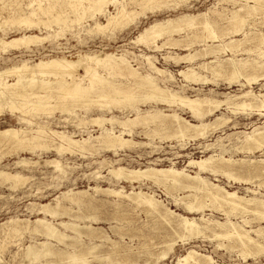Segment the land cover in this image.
<instances>
[{"label": "rangeland", "instance_id": "1", "mask_svg": "<svg viewBox=\"0 0 264 264\" xmlns=\"http://www.w3.org/2000/svg\"><path fill=\"white\" fill-rule=\"evenodd\" d=\"M166 2L167 6H164L161 10L155 11L154 13L147 12L146 16L138 17V19L136 20V24H131L129 27L123 30L111 29L105 31L104 33L96 32L97 29H91L92 33H89V31H87V29H89V27L93 26L94 24L95 20L92 19L83 20L81 23L82 25L78 23L70 24L65 29H63V26H61V24L57 25V23L55 22L52 23L53 25H51L49 22L48 25L50 26V28L48 29H45V26L42 24H40L37 28H19L18 26L12 27L11 25H3V27L1 28L3 31L8 33L7 38L20 37L21 33L26 32L27 34L38 35L42 38L48 36L49 39L42 42L38 46L33 45L31 48L33 50V53H26L25 48L22 47L20 50H13L5 56H0V68L22 60H31L37 62L43 58L53 57H65L69 60H78V58L82 55L99 53L103 51L106 53L124 55V58L129 61L130 65L133 66L135 69H138L141 74H152V76H154L157 81L156 83L162 88L167 87L173 92L178 93L179 95L192 98L209 97L220 101H225L227 99L229 100L230 105H222L221 108L216 113H214V115L206 116L203 119V121L212 124L219 118L223 117V120L229 119L228 122L225 123L223 126L219 125L216 129H214L216 126H213L214 128H209L210 131H208L205 137H198L196 139H191L187 137L179 139L180 137L173 136L175 134V129L173 126L172 128L174 131L172 130V128H168V130L162 129L163 133L160 134L162 130H160V128H157L154 125H151L147 128H133L132 136H126V138L132 139L134 144H132V146L130 147H118L116 149V153L114 151H108V149H104L105 146H102L103 149L99 146L98 148H96L98 149V151L95 152L94 156L87 157L72 155L66 152L63 153L61 156H58L56 152H44L41 150H37L36 154H32L28 151H19L18 153L20 157L31 159V162L33 163H41L40 165L38 164V166H36V168L34 169L32 167L30 169L21 170L23 176L27 178L28 181L26 180L23 181V183L21 182L20 184H18L19 186L17 185L18 187L16 186L15 188H11L10 182L0 181V228L5 226L2 229L7 232L8 229L6 230V228H10V226L12 225L11 222L17 221L19 228L22 229L18 236H13L12 238H5V231L0 229V244L3 243L2 245H0V264H81L72 263L69 259L65 258V256H59V254L55 255L54 257L34 259V261L27 260L25 258V249L28 246L39 245V243L42 242H48V248L58 253L60 252L63 254V252L65 251L64 253H77L78 255L81 254L82 256L88 254L85 256L88 261L87 264H177L180 258L187 256L190 252H195L198 254L194 255L197 259V262H205L206 258L204 257H209L212 258L213 264H264V212L262 211L263 213H260L261 210L257 206H254L252 203H246L244 201L246 203H242L243 207L245 205L244 210H234L230 209L227 205L225 206L224 203L223 206L225 207L223 208L220 202H211V200L203 198L204 200L201 199V210H194L190 212L188 209H186L183 203L188 199H184L183 202L178 201V199H180L179 197L183 198L190 194L187 191H179V189H168L167 191L163 184H159L156 181H152L149 179H142L139 182L135 181L134 183H126L124 180L118 181L115 178L108 176L109 166L106 162L109 161H113L116 166H124L131 169H145L149 167L167 169L173 167L177 170H182L185 168L184 170H186L188 174L196 175V173H198L197 169L187 167L189 161L193 159L205 160L211 155H215L216 158L224 157L225 159L232 158V161L235 160V166H233V169L231 168V171L233 170L234 172H232L235 173L234 175H232L233 178L225 174L222 175L223 173L221 171L216 172L218 174L211 172H201L200 177L206 179V181L209 183L221 186L222 188L231 193H234L236 191L235 193H237L238 196L249 200L250 202H256V200L264 201V175L263 173H259V169L257 170V168H259L260 163L262 167L264 166V163L260 162L264 161V145L263 147H260L261 149H252V152L250 150L247 151V149L244 148V146L242 145L244 142L245 135L252 133L254 129H260L259 131H262V129L264 128V116L257 115L259 114V112H253L256 110L255 108H253V110L233 109V104H237L240 101V98L249 91H251L254 96L264 95V69H262L264 68V65L262 66V64L264 63V12H253L252 15L251 13L247 14L246 10H244V12L242 11L240 12V14L242 13L241 15L243 17H246V20L248 19L246 21L247 23L245 22L243 24L244 27L242 25L234 27V25H232L233 21L231 20L232 12L239 10L241 5L243 6V4L246 3L244 1H241L242 4L239 2V4L234 6L230 1V3L228 1L226 3V1L223 2L221 0H167ZM250 4L254 6L253 3H246L245 5L251 6ZM38 8L39 6L37 4L33 5V7L30 8H28L27 5L24 4L21 6L22 10H20L17 15L24 13L28 14V12L30 14L33 10L38 11ZM115 9L116 8L113 5H110L108 7V10L111 13H114ZM230 9L231 15L229 14ZM68 10H70L71 12ZM58 11L59 13H63V16H65L66 18H75V16H72L75 14H73L72 10L68 7L67 9H65V7L61 9H56L54 13L56 14ZM198 14L207 15L211 19V21L215 20V23H219L217 24L218 26L222 24L221 26L224 29L220 26V31L218 27L219 34L221 32L219 36L217 34L219 39L213 41V39L209 37V34H207L204 30H201V26H198L197 28L191 29L193 31L195 30L194 32L196 34L193 31L191 32L189 28H184L182 29V31L179 30L181 32L178 31V33L176 32L172 35L162 37L157 42V44L160 46L159 50L155 49V46L153 45L149 46L147 44H138L135 41L139 34L142 32V30L149 27L152 23L156 21H167L169 19L176 20L183 16H198ZM3 16L7 15L4 14ZM13 16L15 15L13 14ZM44 16L45 15H42L41 18L44 21H47L48 19L46 18L48 17ZM215 16L218 17V19H216ZM221 16L222 18L220 20L219 17ZM225 17H228L229 19H226L227 22H224L225 20L223 18ZM203 19L204 18L201 17L199 21L202 22L205 20ZM96 20L101 24H106L105 16L98 15V17H96ZM259 21L261 24L259 23ZM228 23H230L231 28H234L233 30H235V33L231 28H229L230 26L228 27L229 30L227 29V26L229 25ZM1 29L0 36L3 35V31ZM227 30L228 33L225 32ZM218 32L216 31V33ZM197 34H200L201 37ZM221 35L222 37H220ZM184 36H187L185 40ZM261 36H263V38ZM192 38H195V40ZM259 38L263 42H260L261 40H259ZM179 40L181 45L179 43ZM181 40L184 41L182 42ZM164 41L166 44L163 43ZM171 41L173 43L175 42L176 46H173L175 44L171 43ZM184 42H186V44H184ZM185 45L188 46L186 47ZM240 45H242L243 48ZM235 46L237 48H235ZM209 47L215 50H220V53L216 54L217 57L215 54L203 57V55L206 54V52L209 50ZM202 48L204 49V51ZM220 48H227V50H225V52ZM212 49H210L209 51H211ZM246 49L248 50V52L246 51ZM237 50L241 51L237 52ZM195 53L199 57L196 56L198 58H195L192 63L177 59L179 57H183L189 54L195 55ZM10 54L12 55L10 56ZM146 57H148L159 69L163 70L165 74L163 76H159L154 71H152L148 64V58ZM175 59L177 62L175 61ZM146 60L147 62H145ZM228 60L232 62V66L230 65L231 62ZM210 61H212V63ZM208 62V69L210 70L199 69L201 65H203L204 63L208 64ZM217 62L221 63V68L224 70L223 72L225 74L228 73L226 75L223 73L224 76L223 74L222 76L220 75L218 77L220 78L219 80L217 77L212 76L213 74L211 70L212 68H217ZM254 62L257 63L254 64ZM239 63L243 64L241 65ZM257 64H259L260 66H258ZM239 65L243 66L242 70ZM233 66H236L237 68L240 67L238 69L241 70L240 73L243 76L240 77V80H234L235 83H233L234 81H231L228 76L231 73V68H233ZM251 66L253 68L257 66V68H255L257 70L252 69ZM192 67H194L198 72H200L203 78L204 76H206L205 79L207 80L202 81V83L201 81L199 83H188L184 81V79L179 76V72ZM255 71H258L256 75H254ZM97 72L100 76H103V78H107L110 82H113L118 85H129L132 82L128 80L125 76H122L118 73H112L110 75L103 70H97ZM79 73L85 75V72L83 70ZM87 73L90 74L89 71ZM170 75H173L174 80H167ZM223 77H225V79ZM252 77H257L256 79L258 81L254 82L253 84H249L248 78ZM87 79L89 80V78ZM87 79H83L79 82L86 87L92 85L95 89L97 88V86L98 88H101L103 86L102 84L100 86V84L97 83H95L96 85L92 83L90 85V81H88ZM229 82L232 84H229ZM241 84H244V87H242ZM143 91L145 90L142 89L136 91L137 101H131L133 103L130 102V104L125 103V106L123 104L115 102V104H112L114 107L109 104V106H107L105 109H99L97 105L102 104L103 101H97L95 98L91 99L93 101H90L87 104H81V108H74V113L79 115L78 118L75 119L74 116L72 117L69 116V114L61 113L60 109H56L53 110L52 113L37 112L36 114H33V116H22L25 121L20 122L18 118L22 114L19 111H15L13 113L8 107H6L7 109L4 108V112L0 115V128L6 129L13 127L17 129H24L27 132L31 131L30 133H34L36 130H38L39 127L43 126L47 134L49 133V130H55L56 132H64L69 136H74L76 139H88L91 136H100L102 134V130L98 126H94L91 124L82 125L78 128V124L81 123H79L78 119L90 121L91 118L93 119L97 117H104L108 119L109 117V119H118L116 120L117 122H122L123 120L125 121L127 117L135 116V112L131 110V107L133 106L134 108L136 107L142 110H150L155 108H160L166 110L167 112H172L175 110L183 118L190 121L191 123H199V120L195 119L192 115H190L191 113L184 108H177L175 106L168 107V105L156 103L155 101L151 102L150 100L144 101L142 98L144 96ZM91 94L94 95L95 93L92 91ZM118 126V123L114 125V131L117 132V134L119 131L122 130L120 126ZM106 127L109 129L111 128L109 124H106ZM164 131H167L168 133L166 132V134ZM147 133H150L152 135V138L151 135L149 136V134V138H147ZM164 133L166 134V136L169 135L170 137H166ZM163 134L165 137L163 136ZM171 135L173 137H171ZM154 136L155 138H153ZM53 138L55 137H52V139ZM166 138H168V140ZM46 140L48 141V144H54L52 143V140L48 138ZM55 140L57 139L55 138ZM91 144L98 145L93 141H91ZM222 144L223 146H225L224 148H220ZM208 145L213 146L207 147ZM234 146H241V148H236L234 150ZM242 148L243 150H241ZM7 150V148H3L2 151H0V154L3 155V153L5 151L7 152ZM16 154L17 152L12 153V155H9L8 157L4 158L3 162L5 164H12L17 160ZM39 159L42 160L38 161ZM43 159H59L62 162L64 168H66L67 175L65 176L63 173L56 171L55 168L51 165L45 166V163L42 162L44 161ZM251 162L253 163L249 164ZM255 163H257V166ZM236 164L238 167L236 166ZM241 164L244 165V167L247 166L246 168H248L247 170L249 171H245L246 168L241 167ZM250 165H255V167L257 168H255L254 166L250 167ZM236 169L238 170L237 172ZM252 169H254V172H252ZM94 172H101L100 174L102 176H107V178L110 180L105 181V179L103 180L101 178L96 179V177L93 176ZM255 172H257L261 177H263L261 178L259 175H256ZM253 173H255V176L253 175ZM1 179L2 178H0V180ZM235 179H238L240 182L236 181ZM260 183L263 185H261ZM257 185L259 186L257 187ZM97 186L100 187L99 190H120L123 188L124 194H130L132 192V188L137 189L138 187H141L144 192L152 193L153 195H155V198L161 202L159 206L161 214L165 213V208L163 207H167L171 211L175 212V214L177 215H182L188 219L195 220V222L199 226L201 225L200 228L203 229L201 230L204 233H200L201 235L199 234L198 236H190L189 234H186V232L182 230L180 231V229H173L171 227V224L168 223V221L172 223V226H176L179 223V219L177 217H171L169 215H166L167 218H170L163 219L161 216L156 214H147V210H145L146 208L137 206V204L133 203L128 198L115 197L99 192L97 193L95 191V188ZM249 189L250 191H248ZM69 190H72L73 193L84 191L87 192V199L92 198L94 207H88L89 209L87 207H82L81 209H78L76 206L73 207L72 205H70L69 201L64 199L62 196L64 192H68ZM52 203H57L62 208H71L72 206V214L70 215V217L69 215L61 217H52L45 215V213L42 211H39L41 209L40 207ZM215 204L217 206H214ZM206 206L209 208H207ZM236 210L239 213H237ZM73 215L90 217L92 215L96 216H94V218L92 216L93 219H86L80 221L77 219H73ZM43 218H46L60 232L64 233L65 235L67 234L68 237L63 241V243L55 239L48 240L34 232V224L36 220ZM62 221L71 222L74 224L76 223L78 227V232H75L70 228L67 229L61 227L60 223ZM222 223L224 226L222 225ZM2 224L3 226H1ZM6 224H8V226ZM233 225L236 228L235 231L232 227ZM221 228L222 230L224 229L223 231L226 232L220 230ZM92 229L95 230L93 234L91 233ZM98 230L101 231V234H99L100 231ZM1 232H3V234ZM237 232L239 234H241L240 232H242V234H248L247 237H245L246 235L243 236V242L240 240V238L236 237ZM211 233L214 234L212 235L213 237L211 236ZM215 233H217V235ZM221 233L226 237L228 236L227 239H229L226 240V237H222ZM247 240L251 242L247 243ZM67 245L68 247H66ZM171 245H173L172 249H170ZM256 245L261 247L257 248L258 246ZM243 246H245V248ZM92 247L95 248L92 250ZM241 247H243L245 250L243 249V251ZM66 249L68 251H66ZM164 254H167L166 257L162 256ZM97 257L98 260L102 259V262L98 261L96 259ZM198 258L200 260H198ZM195 262L196 261H190L189 264H195Z\"/></svg>", "mask_w": 264, "mask_h": 264}, {"label": "bare ground", "instance_id": "2", "mask_svg": "<svg viewBox=\"0 0 264 264\" xmlns=\"http://www.w3.org/2000/svg\"><path fill=\"white\" fill-rule=\"evenodd\" d=\"M166 1L167 0H0V29L3 27V25H6V26L11 25L12 27L18 26L19 28H21V27H26V28L36 27L37 28L40 24L44 25L45 29H48V28H50V26L48 25L49 22L51 25H53L52 24L53 22L57 23V25L61 24V26H63V29H65L70 24H73V23L81 24L82 21L85 19H87V20L92 19L95 21H94L93 26H90L89 29H87V31H89V33H92L91 29H97L96 32H99V33H104L105 31L111 30V29L112 30H114V29L123 30V29H126L127 27H129L131 24H136L137 23L136 20L138 19V17L146 16L147 12L154 13L155 11L161 10L164 6H167ZM185 1H187V0H185ZM221 1H223V2L226 1V3H227V1L228 2L230 1V2H232L233 6L239 4V2L241 3V1L254 4V6H252L251 4H250L251 6H246L245 5L246 3H245V4H243V6L241 5L239 10L232 12L231 20L233 21L232 25H234V27L235 26L238 27L240 25L243 26V24L248 20V19L246 20V17H243L241 15L242 13L240 14V12H242V11L244 12V10H246L247 14L251 13L252 15H253V12H260V11L264 12V0H221ZM24 4H26L28 8L33 7V5L37 4L39 6V8L37 9L38 11L33 10L30 14L28 12V14L24 13V14H18L17 15V13H19L20 10H22L21 6ZM110 5H113L116 8L114 13H111L108 10V7ZM64 7H65V9H67V7L70 8L72 10V13L75 14V15H72V16H75V18H73V19H71V18L69 19V17L66 18L65 16H63V13H59V11L56 14L54 13V11L56 9H59V8L61 9ZM68 11H70V10H68ZM222 11H224V10H222ZM228 11H229V9H228ZM222 13H224V12H222ZM4 14H6L7 16H3ZM13 14L15 16H13ZM69 14H71V13H69ZM229 14L231 15V9H230ZM243 14H246V13H243ZM42 15H45L46 17H48V18H46L48 20L44 21L41 18ZM98 15L106 17V22H105L106 24H101V23L97 22L96 17H98ZM63 17H65V18H63ZM201 17H203L205 19V20L203 19L204 21H202V22L199 21V19H201ZM221 18H222V16L219 17L220 20H221ZM216 19H218V17H216ZM223 19L225 20L224 22H227L226 19L229 20L228 17L227 18L225 17ZM218 22H220V21H218ZM259 23H260V21H259ZM217 24H219V23H215V20L211 21V19L207 15H203V14H200V15L198 14V16L187 15V16L180 17L176 20L169 19L167 21H156V22L152 23L149 27L142 30V32L139 34V36L137 37V39L135 41L138 44L139 43L140 44H147L149 46L153 45V46H155L154 47L155 49L159 50L160 46L157 44V42L162 37L172 35L176 32L178 33L179 30L182 31V29H184V28H189L191 30L193 28H197L198 26H201L202 27L201 30H204L207 34H209V37L211 39H213V41H214L216 39H219L218 36L221 34V32L219 34L218 30L222 27L221 26L222 24L220 25L221 27L218 26ZM228 24H227L228 25L227 29L229 26H230L229 28H231L230 23H228ZM216 26H217V29H216ZM223 26H224V24H223ZM218 27H219V29H218ZM231 29L233 30L234 28H231ZM19 30H22V29H19ZM228 30L225 32L228 33ZM181 31H179V32H181ZM192 31L193 30H191V32ZM216 31L218 33H216ZM220 31H221V29H220ZM234 31L235 30H233V32ZM239 32H241V31H239ZM239 32H237V33H239ZM227 33H225V34H227ZM7 34H8L7 32L3 31V35L0 36V56H5L6 54L12 52L13 50H20L22 47L25 48L26 53H33V50L31 49L33 45L38 46L42 42L49 39L48 36L42 38V37H39L38 35L27 34L26 32L21 33L20 37H15V38H7ZM195 34H194V36H195ZM217 34H218V36H217ZM197 35L200 36V34H197ZM187 36H188V34H187ZM226 36H228V35H226ZM186 37L184 36V40ZM190 37H188V38H190ZM220 37H222V35ZM261 37L263 38V36H261ZM192 39L195 40V38H192ZM207 39H208V36H207ZM184 40H181V41L183 42ZM259 40H261V39L259 38ZM165 41L163 43H165ZM191 42H193V41H191ZM260 42H263V41L261 40ZM171 43H173V42L171 41ZM179 43H180V40H179ZM194 43H195V41H194ZM230 43H229V45H230ZM173 44H175V42ZM184 44H186V42H184ZM196 44H198V43H196ZM147 45H146V47H147ZM180 45H181V43H180ZM173 46H176V44ZM189 46H190V43H189ZM236 46H235V48H237ZM240 46L242 47V45H240ZM247 46H248V44H247ZM256 46H257V43H256ZM161 47H163V46H161ZM254 47H255V45H254ZM183 48H185V47H183ZM218 48H219V46H218ZM210 49H212V48L209 47V50ZM232 49H233V46H232ZM238 49H239V47H238ZM209 50L206 52V54L203 55V57L204 56L206 57V56L212 55V54L216 55V54L220 53V50H215V49H212L211 51H209ZM221 50L225 51V50H227V48L221 49ZM244 50H245V48H244ZM203 51H204V49H203ZM229 51H230V49H229ZM238 51H241V50H237V52ZM246 51L248 52L247 49H246ZM195 52H197V51H195ZM241 53H243V52H241ZM11 55L12 54H10V56ZM196 56H198V55L195 53V55L189 54V55H185L183 57H179L177 59L192 63V61L195 60V58L197 59L199 57V56L198 57H196ZM216 57H217V55H216ZM146 58H148V57H146ZM166 59H168V58H166ZM175 61H176V59H175ZM228 61H230V60H228ZM228 61H226V62H228ZM145 62H147V60ZM210 62L212 63V61H210ZM217 63H218L216 66L217 68H212L211 70H212V74H213L212 76H215L218 78L220 75L222 76V74L224 73L223 72L224 70L221 68L222 67L221 63H219V62H217ZM255 63H257V62H254V64ZM148 64L150 66V69L152 71H154L156 74H158L159 76H163L165 74V72L163 70L159 69L149 58H148ZM231 64H232V62L230 63V65ZM239 64L242 65L243 63H239ZM245 64H246V62H245ZM208 65H209V62H208V64L204 63L203 65L200 66L199 69L210 70V69H208V67H209ZM257 65L260 66L259 64H257ZM263 65H264V63L262 64V66ZM223 66H224V64H223ZM240 67L242 70L243 66H240ZM240 67H238V68H240ZM238 68L236 66H233V68H231L232 69L231 73L228 75L229 79L231 81L232 80L233 81L234 80H236V81L240 80V77L242 75L240 73L241 70ZM255 68H257V66ZM255 68L252 67V69L257 70ZM262 69H264V68H262ZM82 70L85 72V75H82L79 73ZM97 70H103V71L107 72V74H110V75L112 73H118L122 76H125L128 80H130L132 82L129 85H127L126 83H124L126 85L115 84L113 82H110L109 79L103 78V76H100L98 74ZM88 71L90 72V74L87 73ZM199 71H201V70H199ZM226 71H227V69H226ZM209 73H211V72H209ZM256 73H258V71L257 72L255 71L254 75H256ZM224 74H223V76H224ZM226 74H228V73H226ZM242 74H245V73H242ZM77 75H78V77H77ZM110 75H108V76H110ZM179 76L181 78H183L184 81H186L188 83L189 82H192V83L198 82L199 83L200 81L202 83V81L207 80V79H205L206 76H204V78H203L201 73L198 72L194 67L188 68L187 70L179 72ZM244 76H246V75H244ZM225 77H223V78L225 79ZM263 77H264V75H263ZM87 78H89V80ZM256 78H253V77L248 78V83L253 84L254 82L258 81ZM83 79H87L88 81H90L89 82L90 85H91V83L92 84L97 83V84H100V86H101V84L103 86L101 88H98V86H97L96 89L92 85L88 86V87L83 86L79 82V81H82ZM213 79H214V77H213ZM219 79L220 78H218V80ZM167 80L168 81L174 80L173 75H170V77ZM156 82L157 81L154 78V76H152V74L147 73V74L143 75L138 71V69H135L133 66H131L129 61L124 58V55H118L115 53H106L103 51H101L99 53H91V54L82 55L78 58V60H69L65 57H62V58H59V57L43 58L37 62L31 61V60H22V61L14 62L10 65H7L5 67L0 68V115H1V113L4 112L3 111V110H5L4 108L8 107L13 113L15 111H19L22 114L18 118L20 122L25 121V119L22 118V116H25V115H32L33 116V114H36L37 112L38 113L39 112L52 113V111L56 110V109H60L61 113L69 114V116H72V117L74 116V119H75V118H78L79 115L74 113V108H76V107L81 108L80 107L81 104H87L90 101H93L91 99L95 98L97 101H99V100L103 101V103L101 102L102 104H98L97 107L99 109H105L107 106H109V104L112 105V104H115V102H118V103L124 105L125 103L130 104L131 101H133V102L137 101L136 100V91H139L142 89L145 90V91H143L144 96L142 97L144 101L150 100L151 102L155 101L156 103L168 105V107L175 106L177 108H184L191 113L190 115H192L195 119L199 120L198 124H193L190 121L183 118L175 110L172 112H167L166 110H163L160 108H155V109H150V110L149 109L142 110V109H139L136 107L134 108V106L133 107L130 106L132 108L131 110L135 112V116L127 117V119L125 118L126 120L125 121L123 120L122 122H117L116 120H118V119H116V120H114L113 118L109 119V117H108V119L104 118V117H97V118H93V119L91 118L90 121H88V120L84 121L82 119H80V120L78 119L79 123L81 122L80 124H78V126H77L78 128L82 125L91 124L94 126H98L102 130V134L100 136H98V137L91 136L88 139H76L74 136H69V135L65 134L64 132H56L55 130L54 131L49 130V133L47 134L45 132L43 126L39 127L38 130H36L34 133H30L31 131L27 132L24 129H19V128L17 129V128H13V127L6 128V129L0 128V151H2L3 148L8 149L7 152L5 151L3 153V155L0 154L1 155L0 156V178H2L0 181L1 182H10L11 188H15L18 184H20L21 182L23 183V181L27 180V178H25L23 176L21 170L30 169L32 167L34 169V168H36V166H38V164L40 165L41 162L33 163V162H31L32 161L31 159L20 157L19 153H18L19 151H22V152L28 151L32 154H36L37 150H41L44 152H56V154L58 156H61L63 153L66 152V153H69L72 155H79L81 157H87V156H94L95 152L98 151V149H96V148H98L99 146L101 148H102V146H105L104 149H108V151H114L116 153V149L118 147H130V146H132V144H134L133 140L126 138V136L131 137L133 134V128H135V127H146L147 128V127H150L151 125H154L157 128H160V130H162V129L168 130V128H172V126H173L175 129V131H174L172 128V130L175 132V134L173 136L180 137L179 139L184 138V137L196 139L198 137H205V135L208 133V131H210L209 128L216 126L215 128L213 127L214 129H216V128H218L219 125L223 126L225 123L228 122L229 119L223 120V117L219 118L218 120H216L212 124L207 123L206 121H203V119L206 116L214 115V113H216L221 108L222 105H225V104L227 106L230 105L229 100L226 99L225 101H220V100H217L214 98H209V97H195V98L187 97V96L179 95L178 93L173 92L172 90H170L167 87L162 88ZM213 82H216V81H213ZM128 83H129V81H128ZM233 83H235V81ZM229 84H232V83L229 82ZM241 85H242V87H244V84H241ZM92 91L95 93L94 95L91 94ZM133 102H131V103H133ZM140 102H142V101H140ZM233 105H234L233 109H235V110H246V109L253 110V108H255L256 110L253 112H259V114H257V115L264 116V95L254 96L253 93L251 91H249V92L245 93L240 98V101L237 104H233ZM86 108H87V106H86ZM28 123H29V121H28ZM116 123H118V125L122 129L121 131L118 132V134H117V132L114 131L115 130L114 125ZM106 124H109L111 126V128L110 129L107 128ZM157 130H159V129H157ZM259 130L260 129H254L252 133L245 135L244 142H243V144L241 142V144L244 146V148L247 149V151H249V150L251 151L252 149H258L260 147H263V145H264V128L262 129L261 132ZM164 132L166 133L167 131H164ZM161 133H163V130H162V132H160V134ZM148 134H149V136L151 135L150 133H147V136H146L147 138H149ZM160 134H159V136H160ZM164 134H163V136H164ZM166 134H165V136H166ZM156 136H158V135H156ZM168 136H166V137H168ZM173 136L171 135V137H173ZM52 137H55L58 141L55 140V138L52 139ZM47 138L52 140V143H54V144H52V145L48 144V141L46 140ZM151 138H152V135H151ZM153 138H155V136ZM166 139L168 140V138H166ZM169 139H171V138H169ZM91 141L97 143L98 145H92ZM182 142H183V140H182ZM135 145H137V144H135ZM148 146H149V144H148ZM211 146H213V145H211ZM211 146L208 145L207 147H211ZM241 146L240 147L234 146L235 147L234 150L236 148L237 149L241 148ZM224 147L225 146H223V144L220 146V148H224ZM241 150H243V148ZM254 151H256V150H254ZM16 152H17V154H16L17 160L15 162H13L12 164H10V163L5 164L3 162L4 158H6L9 155H12V153H16ZM220 156H221V154H220ZM220 158L219 157L216 158L215 155H211L209 158H206L205 160H203V159L202 160H200V159L199 160H194V159L190 160L187 167L197 169L198 173H196V175L188 174L186 172V170H184L185 168L182 170H177L173 167H170L167 169L155 168V167H149V168H145V169H141V168L140 169H131V168H127L124 166H116L113 161H109V162L105 161V162L109 166L108 167V176L115 178L118 181L124 180L126 183H134L135 181L139 182L142 179H149L152 181H156L159 184H163V186L167 189V191H168V189H173V190L179 189V191L183 190V191L189 192L190 193L189 195H187L183 198L179 197L180 199H178V201L183 202L184 199H186V200L188 199L187 201H185L183 203H184V206L186 207V209H188L190 212H192L194 210H201V208H202L201 207L202 206L201 205V199L204 200L205 198L211 200V202L212 201L213 202L214 201L220 202L222 206L224 203L225 206L227 205L230 209H234V210L235 209L244 210L245 205L243 207L242 203H244V204L252 203L254 206H257L261 210L260 213L262 211L264 212V201L263 200H258V201L256 200V202H250L249 200H246V199L238 196L237 193H235L236 191L234 193H231V192L225 190L224 188H222L221 186L209 183L206 181V179L200 177L201 172L216 173L218 171H221L223 173L222 175L225 174V175L233 178L232 175H234L235 173H233L234 172L233 170H232L233 172L231 171V168L233 169V166H235L234 165L236 163L235 160L232 161V158L231 159H229V158L225 159L224 157H220ZM41 160L42 159H39L38 161H41ZM215 161H217L218 163ZM42 162L45 163V166L51 165L55 168L56 171L63 173L65 176L67 175L66 168H64L62 162L59 159H49V160H44ZM260 162L264 163V161H260ZM252 163L253 162H251L249 164H252ZM238 164H240V163H238ZM255 164L257 166V163H255ZM236 166H237V164H236ZM251 166L255 167V165H250V167ZM260 166H261V163L259 165V168H257V167H255V168H257V170L259 169L260 170L259 173H261V174L263 173V175H264V166L263 167L261 166V168H260ZM241 167H244V165H242ZM246 167H244V168H246ZM247 169L248 168H246L245 171H249ZM254 169H252L253 170L252 172H254ZM237 171L238 170L236 169V172ZM245 171H243V172H245ZM221 172H220V174H221ZM100 173L101 172H94L93 176H95L96 179L101 178L103 180L105 179V181L110 180L107 178V176H102ZM255 173H256V175H259L257 172H255ZM255 173H253L254 176H255ZM216 174H218V173H216ZM248 174H249V172H248ZM236 176H239V175H236ZM242 177H243V175H242ZM3 178H4V180H3ZM251 178H252V176H251ZM256 178H258V177H256ZM263 179H264V177H263ZM235 180L239 181L238 179H235ZM247 180H248V178H247ZM263 184H261V185H263ZM258 186L259 185H257V187ZM99 189H100V187L97 186L95 188V191L97 193L99 192V193H103V194H107V195H112L115 197H125V198L130 199L133 203L137 204V206H141L143 208H146L145 210H147V214H156V215L161 216L163 219L170 218V217L167 218L166 215H169L171 217L172 216L177 217L179 219V223L176 226H172V223L170 221H168V223L171 224V227L173 229H180V231L182 230V231L186 232V234H189L190 236H198L200 233H204L202 231L203 229L200 228L201 225L199 226L195 222V220L188 219L182 215H177V214H175V212L171 211L167 207H163V208H165V213L161 214L160 210H159V206H160L161 202L159 200H157L155 198V195H153L152 193L144 192L143 189H141V187H138L137 189L132 188V192L130 194H124L123 188L120 190H114V189L99 190ZM248 191H250V189ZM62 196L64 199L69 201L70 205H72L73 207L76 206L78 209H81L82 207H87V208L88 207L91 208V206H92V208L94 207L92 198L87 199L88 193L85 191L73 193L72 190H69L68 192H64V194H62ZM175 202H177V201H175ZM202 202H204V201H202ZM202 204H204V203H202ZM211 204H214V203H211ZM211 204H210V206H211ZM42 205H44V204H42ZM72 206H71V208H69V207L68 208H62L59 204H57V203L53 204L52 203V204H49V205L47 204L45 206L40 207L41 209L39 211L40 212L42 211L45 213V215L52 216V217H57V216L61 217V216H65V215H69V217H70V215L72 214L71 212L73 211ZM214 206H217V205L215 204ZM225 206H223V208ZM207 208H209V207H207ZM215 208H213V209H215ZM236 212H237V210H236ZM251 212H253V211H251ZM237 213H239V212H237ZM242 213H244V212H242ZM245 214H247V213H245ZM229 215H227V216H229ZM240 215H241V212H240ZM73 216H74L73 219L83 221L86 219L87 220L93 219L94 216H96V215H94V216L92 215L93 218H92V216L91 217L90 216H77V215L76 216L73 215ZM11 223H12V225L11 226L9 225L10 228H6V230L8 229L7 232L2 229L5 226H3V224L1 225L3 227H1L0 229L5 231L4 232V234L6 236L5 238H12L13 236L16 237L20 234V232L22 230L21 228H19L17 221H12ZM6 225L8 226V224H6ZM34 225H35L34 232L36 234L48 239V240L49 239H55V240L63 243V241L68 237L67 234L65 235L64 233L60 232L46 218L36 220ZM222 225H223V223H222ZM60 226L63 228H67V229L70 228L71 230L78 232V227H77L76 223L74 224L71 222L62 221L60 223ZM232 227L235 231L236 228L234 227V225ZM229 228H231V227H229ZM88 229H89V227H88ZM220 230H222V228ZM98 231H100V230H98ZM171 231H173V230H171ZM94 232H95V230L92 229L91 233L93 234ZM223 232H226V231H223ZM245 232H246V230H245ZM1 233L3 234V232H1ZM240 233L241 234H239L237 232L236 237L240 238V240L243 242V236H245L246 233H243V234H242V232H240ZM31 234H32V232H31ZM99 234H101V231ZM215 234L217 235V233H215ZM221 234H220V237H221ZM231 234H232V232H231ZM89 235H90V233H89ZM212 235H214V234L211 233V236ZM228 235H229V232H228ZM247 235L245 237H247ZM223 236H225V235L222 234V237ZM90 237H91V235H90ZM227 237L225 238L226 240L229 239V238L227 239ZM229 237H231V236H229ZM69 238H70V236H69ZM72 238H73V236H72ZM237 240H239V239H237ZM248 240H250V239H248ZM248 240H247V243H250L251 241L249 242ZM253 241H255V240H253ZM233 242H235V241H233ZM2 244H0V245H2ZM233 244H235V243H233ZM48 246H49L48 242H42V243H39V245L28 246L25 249V258L29 261H34V259L54 257L55 255L59 254V256H65V258L69 259L72 263H81V264H87L88 263V261L85 257L88 254H86L85 256H82L80 253H79L80 255H78L77 253H64L65 251L62 254L60 252L58 253V252H55V251L49 249ZM172 246L173 245L170 246V249H172ZM223 246H225V245H223ZM256 246H258V245H256ZM66 247H68V245ZM231 247H233V246H231ZM243 247L245 248V246H243ZM243 247H241L242 250L244 249ZM260 247L261 246H258L257 248H260ZM94 248L95 247H92V250ZM66 251H68V250L66 249ZM248 252H249V250H248ZM166 255L167 254H164L162 256L166 257ZM194 255H198V254L195 252L188 253L187 256L180 258L178 260L177 264H189L190 261H196L195 264H213L212 258H209V257H204V258H206L205 262L204 261L203 262H199V261L197 262V259L195 258ZM249 255H250V253H249ZM96 259L98 260V257ZM101 260H98V261L102 262ZM198 260H200V259L198 258ZM46 264H48V263H46Z\"/></svg>", "mask_w": 264, "mask_h": 264}]
</instances>
